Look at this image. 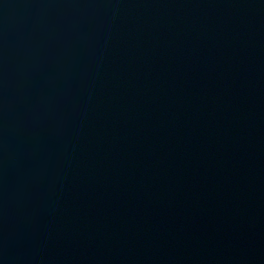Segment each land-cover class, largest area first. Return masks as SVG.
I'll list each match as a JSON object with an SVG mask.
<instances>
[{
	"label": "water",
	"instance_id": "95a60500",
	"mask_svg": "<svg viewBox=\"0 0 264 264\" xmlns=\"http://www.w3.org/2000/svg\"><path fill=\"white\" fill-rule=\"evenodd\" d=\"M0 264H264V0H0Z\"/></svg>",
	"mask_w": 264,
	"mask_h": 264
}]
</instances>
